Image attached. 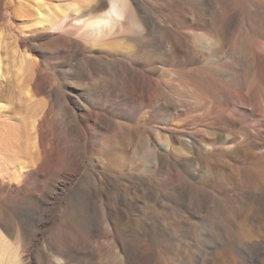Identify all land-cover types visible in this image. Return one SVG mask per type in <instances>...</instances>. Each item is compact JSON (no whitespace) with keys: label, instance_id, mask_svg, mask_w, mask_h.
Segmentation results:
<instances>
[{"label":"bare ground","instance_id":"6f19581e","mask_svg":"<svg viewBox=\"0 0 264 264\" xmlns=\"http://www.w3.org/2000/svg\"><path fill=\"white\" fill-rule=\"evenodd\" d=\"M228 1L0 0V264H143L228 171L264 210V0Z\"/></svg>","mask_w":264,"mask_h":264},{"label":"rangeland","instance_id":"374dc122","mask_svg":"<svg viewBox=\"0 0 264 264\" xmlns=\"http://www.w3.org/2000/svg\"><path fill=\"white\" fill-rule=\"evenodd\" d=\"M242 1L243 3H241ZM229 3L244 7V10L247 9L245 6L248 5L244 0H229ZM243 34L248 35V33ZM250 39V37L247 41H242L241 39L239 41L238 39L234 44L235 47L232 49V55L239 56L241 53L248 51ZM171 76L175 77L174 74ZM56 78L57 75L55 74L54 79ZM141 113L140 116L144 118L143 112ZM120 145L122 146L121 143H118V146ZM227 175L230 184L226 188H221L218 185L216 194L218 197L225 198L231 202L228 203V207L217 208L215 203L209 201L208 205L210 207L208 209L196 213L184 209L166 213L159 207H154L153 210L149 211L147 217H149L148 220L152 225H154L156 217L166 225H169L172 218H180L182 219L181 224L185 229L193 228L185 235L175 232L178 237L175 245L169 241H163L158 245L149 244V252L143 258V264H264V251L259 252L256 257L245 256L241 253L242 249L258 251L259 247L254 241L264 240V210L258 209L257 207H250L248 209L246 204L250 200L247 199L248 194L244 193L245 189L237 187V177L231 176L229 171ZM176 182L184 183L185 180L182 175L176 180L172 176L171 170H169L168 178L154 181L157 188L167 194ZM191 184L195 185L194 183ZM137 194H139L138 190ZM237 200L242 204L240 211L232 207V202H237ZM148 203L153 204L152 202ZM168 203L172 205L170 202ZM131 215L134 218H139L138 215L141 214L137 211H132ZM124 222V218L118 221V229H124L122 232L124 238L141 245L144 242L142 237H135L133 231L125 227ZM139 227L143 228V226ZM53 232L54 238L57 237L56 230H53ZM155 232L158 233V230L155 229ZM46 234L45 232L44 235ZM100 234L99 232L87 233L86 237L91 242L100 243L105 239ZM17 239L16 234H13L11 240L16 241ZM42 242L43 236L40 235L29 248L25 249L24 255L27 254L25 256H28L36 252L41 248ZM45 251L47 255L51 256L52 251L49 248Z\"/></svg>","mask_w":264,"mask_h":264}]
</instances>
